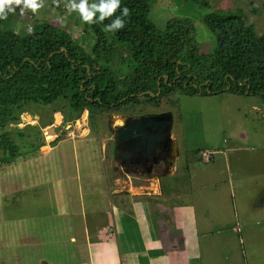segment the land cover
I'll return each mask as SVG.
<instances>
[{"label":"rangeland","instance_id":"1","mask_svg":"<svg viewBox=\"0 0 264 264\" xmlns=\"http://www.w3.org/2000/svg\"><path fill=\"white\" fill-rule=\"evenodd\" d=\"M206 1V5L197 6L190 0H152L149 18L158 27L171 17L189 19L200 52L215 46L213 35L202 21L213 9L241 11L244 21L253 25L256 34L264 33V0ZM57 16L64 18L63 24ZM34 21L64 28L85 51L94 39L90 33L83 34L84 22L79 13L68 14L64 0H60L59 6L45 0V6L36 14L31 11H26L24 16L15 14L9 26L22 33ZM126 58L124 46L117 44L110 63L117 77L125 70ZM70 110L67 99L26 106L15 110L14 118H8L0 129V133L8 132L17 147L14 157L7 161L1 159L0 149V251L4 245L16 250L15 263L0 264H75L69 255L76 251V246L83 245L79 236H83L84 229L89 236H100L101 224L105 222L102 211L111 209L114 202L111 190L121 191L129 185L137 188L155 184L159 188L158 182L163 200L172 202L170 207H179L193 195L197 208L191 204L188 207L196 216L201 209L219 218L222 214L232 216L233 210L239 214L240 209L248 215L255 208L249 219L263 218L264 107L258 97L229 91L206 95L168 92L157 105L139 95L138 102H126L110 110L86 108L75 117ZM165 110L171 111L173 117L169 136L180 141L171 167L165 174L160 164L153 166L150 173L125 172L110 156L113 134L107 128V120L114 122L119 118L121 124L122 115L139 117ZM53 125L52 131L46 130ZM212 150L213 160L204 163L209 157L206 159L203 154ZM212 168L223 174L224 180L229 179L230 196L217 184L210 188L202 186L204 177L209 178L208 182L217 179L209 171ZM181 188H188L182 190L183 195L178 192ZM170 213L172 216V210ZM237 221L239 229L243 226L242 233L234 235H240L242 240L248 226L249 238L253 227L260 229L263 225V222L255 224L254 220L247 225ZM192 227L195 233L197 218ZM69 235L76 238L74 242L69 241ZM94 236H90V243L97 242ZM215 238L212 255L227 260L224 238L220 239L219 235ZM242 244L245 249L246 241ZM237 246L242 245L236 242Z\"/></svg>","mask_w":264,"mask_h":264},{"label":"trees","instance_id":"2","mask_svg":"<svg viewBox=\"0 0 264 264\" xmlns=\"http://www.w3.org/2000/svg\"><path fill=\"white\" fill-rule=\"evenodd\" d=\"M190 1L197 6L207 3ZM151 4L152 0H120L113 16L84 22L83 34L94 36L88 51L67 30L46 21H34L32 34L27 28L19 33L9 26L18 8L0 20V129L15 110L61 99L68 100L74 117L86 108L110 110L136 103L139 95L157 105L168 92L229 91L256 96L264 107V33L256 34L241 11H208L202 21L215 46L200 52L189 19L171 17L158 27L149 18ZM124 7L130 14L122 17L123 28L104 31ZM117 44L127 53L120 77L110 67ZM0 149L4 161L17 152L8 132L0 133Z\"/></svg>","mask_w":264,"mask_h":264},{"label":"crops","instance_id":"3","mask_svg":"<svg viewBox=\"0 0 264 264\" xmlns=\"http://www.w3.org/2000/svg\"><path fill=\"white\" fill-rule=\"evenodd\" d=\"M173 140L178 149L180 141ZM214 153L212 150V157L204 163L211 162ZM213 169L209 171H213L212 175L217 179L208 182L209 178L204 177L202 186L210 188L217 184L218 187L222 186L230 196L229 179L224 180V175ZM206 170H199V172H206ZM166 171L163 168L162 174ZM156 186L159 188H155L154 184L150 187L137 188L129 185L121 191L112 189L114 206L102 211L105 220L101 224L102 233L99 237L90 235L96 237L97 242L94 244L89 241L91 237L88 230L84 229L83 236L78 235L83 245L76 246V251H71L69 255L71 259H75V264H195L196 260L198 264H212L210 260L224 261L223 264H264V210L263 218L259 217L258 221L254 218L249 219L255 208H252V212L250 211L248 215L242 213L240 209L239 214L233 210L232 216L222 214L219 218L201 209L196 216L193 209L188 207V204L197 205L193 195L188 202L178 203L179 207L177 205L170 207L172 202L168 204L163 200L161 191H158L160 190L158 182ZM186 189L188 188H181L178 192L183 195L182 190ZM171 210L173 220L170 216ZM256 210L260 214V209ZM196 218L197 227L194 233L195 229L192 225L196 222ZM237 220H241L246 225L253 220L255 224L263 222V225L260 229L253 227L249 238L248 226L242 240L240 235H234V233H242L243 226L239 229L237 226L240 224ZM185 222H188V225H184ZM185 231L192 235H187ZM217 235L220 239L224 238L225 253H228L227 260L215 258L216 256L212 255L211 246ZM75 239L74 236L69 235L70 242H74ZM244 240L246 241L245 249L242 244ZM236 242L241 243V248L238 246L236 248ZM106 244L108 246H105ZM5 261L11 263L16 261V250L10 245H4L0 251V262Z\"/></svg>","mask_w":264,"mask_h":264},{"label":"water","instance_id":"4","mask_svg":"<svg viewBox=\"0 0 264 264\" xmlns=\"http://www.w3.org/2000/svg\"><path fill=\"white\" fill-rule=\"evenodd\" d=\"M171 125L172 114L169 110L147 113L137 118L123 116L121 124L110 128L113 131L115 149L119 147L122 150L117 159L125 160L129 156L143 159L147 154H153L158 148L164 149L165 143H171L173 151L177 152L176 143L169 136ZM49 129L52 131L53 128H46L47 131ZM172 160V155L168 154L164 163V171L171 165Z\"/></svg>","mask_w":264,"mask_h":264},{"label":"clouds","instance_id":"5","mask_svg":"<svg viewBox=\"0 0 264 264\" xmlns=\"http://www.w3.org/2000/svg\"><path fill=\"white\" fill-rule=\"evenodd\" d=\"M54 5L59 6L60 0H52ZM45 6V0H0V20L7 19L9 13H15L16 9H20V15L24 16L26 11H31L36 14L41 8ZM64 7L68 14L77 12L80 18L85 23L103 22L115 14L120 8V0H99L98 3H89V0H64ZM99 13V17H96ZM129 9L124 7L121 11V16H117L110 24L105 25L104 31L115 32L124 26V19L122 17L129 16ZM57 20L63 24L64 18L57 16ZM28 34L33 33V28H27ZM51 127V126H49ZM53 128V127H52Z\"/></svg>","mask_w":264,"mask_h":264},{"label":"flooded vegetation","instance_id":"6","mask_svg":"<svg viewBox=\"0 0 264 264\" xmlns=\"http://www.w3.org/2000/svg\"><path fill=\"white\" fill-rule=\"evenodd\" d=\"M155 113H158V112H155ZM118 116L120 117L121 115H118ZM123 116L132 117L130 115H122V117ZM132 118H137V117H132ZM106 124L109 130L110 128H114L116 125H119L113 121L111 122V120H107ZM51 127H54V125ZM111 132L113 134V131ZM170 147H171V143H165L164 149L158 148L157 150L154 151L153 154H147L145 157H143V159H137V158H133L132 156L131 157L129 156L128 158H125V160H122V159L118 160L117 158L120 156L122 150L119 147L115 149L114 142H113V135H112L110 156L113 155L114 159L116 160L120 168L123 169L125 172L144 171L145 173H150L151 170H153L152 169L153 166H156L159 164L162 166V170H163L164 163L166 162V157L168 154H171L173 159L177 156L178 152H174L173 147H171L172 149H170Z\"/></svg>","mask_w":264,"mask_h":264},{"label":"bare ground","instance_id":"7","mask_svg":"<svg viewBox=\"0 0 264 264\" xmlns=\"http://www.w3.org/2000/svg\"><path fill=\"white\" fill-rule=\"evenodd\" d=\"M121 117H122V116H121ZM114 122L117 123V124H119L121 121H120L119 118H116Z\"/></svg>","mask_w":264,"mask_h":264},{"label":"built area","instance_id":"8","mask_svg":"<svg viewBox=\"0 0 264 264\" xmlns=\"http://www.w3.org/2000/svg\"><path fill=\"white\" fill-rule=\"evenodd\" d=\"M203 156H205V158L207 159L209 157V152L208 154H203ZM210 159V158H209ZM207 161V160H206Z\"/></svg>","mask_w":264,"mask_h":264}]
</instances>
